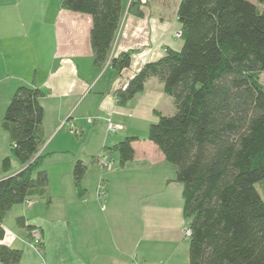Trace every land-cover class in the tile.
<instances>
[{
	"label": "crops",
	"instance_id": "obj_1",
	"mask_svg": "<svg viewBox=\"0 0 264 264\" xmlns=\"http://www.w3.org/2000/svg\"><path fill=\"white\" fill-rule=\"evenodd\" d=\"M132 1L122 0L108 59L98 67L89 14L61 8L60 0H0V121L19 85L43 91L39 150L48 184L43 194L33 192L14 205L2 222L0 244L21 250L18 264H38L40 258L46 264H188L182 185L174 165L148 139L149 125L158 120L154 110L171 113L172 100L156 77L125 104L115 95L145 63L182 47L176 35L180 0H138L140 14L129 9ZM123 52H129L130 65L117 71L110 59ZM259 81L264 85V72ZM128 136L135 137L133 157L123 165L114 157L109 169L102 168L96 159L103 148ZM9 145L0 127V178L19 169L11 158L10 169L2 171ZM78 160L86 165L81 195L72 173ZM100 179L106 185L103 206L96 197ZM20 216L39 230L41 255L30 245L31 231L16 224Z\"/></svg>",
	"mask_w": 264,
	"mask_h": 264
},
{
	"label": "trees",
	"instance_id": "obj_2",
	"mask_svg": "<svg viewBox=\"0 0 264 264\" xmlns=\"http://www.w3.org/2000/svg\"><path fill=\"white\" fill-rule=\"evenodd\" d=\"M264 5V0H256ZM60 7L89 14L95 66L108 59L119 26L122 0H60ZM129 9L140 14L139 1ZM177 18L183 41L160 59L145 63L123 89L125 104L156 77L174 110L148 128V139L174 165L182 185V214L187 220L188 264H264V10L249 0H180ZM120 71L130 65L129 52L110 59ZM43 91L19 85L8 102L0 127L8 134L10 155L0 178V240L6 213L48 184L43 155ZM128 136L103 152L123 165L134 150ZM86 165L78 160L73 180L78 193ZM16 224L26 227L23 217ZM42 245V244H41ZM21 250L0 244V264H18Z\"/></svg>",
	"mask_w": 264,
	"mask_h": 264
},
{
	"label": "built area",
	"instance_id": "obj_3",
	"mask_svg": "<svg viewBox=\"0 0 264 264\" xmlns=\"http://www.w3.org/2000/svg\"><path fill=\"white\" fill-rule=\"evenodd\" d=\"M181 31L176 33L178 37H180ZM129 74L131 75V71H128ZM133 77V76H132ZM131 77V78H132ZM129 78V77H128ZM130 79L126 80V84L123 86V88L126 87L128 81ZM90 120V119H88ZM107 131L108 132H113L114 131V126L110 122V120L107 121ZM69 129L71 131H74V126L72 123L69 124ZM97 163L104 169H109L113 163L114 160L112 158H109L104 152H102L100 155L97 156ZM105 194H106V185L103 179H100L97 183L96 186V197L103 206V201L105 199ZM187 233L189 234V231L187 230ZM31 235V240H30V245L41 255L42 249H41V243H42V237L38 229H32L30 232ZM38 264H46L45 260L43 258H40Z\"/></svg>",
	"mask_w": 264,
	"mask_h": 264
},
{
	"label": "rangeland",
	"instance_id": "obj_4",
	"mask_svg": "<svg viewBox=\"0 0 264 264\" xmlns=\"http://www.w3.org/2000/svg\"><path fill=\"white\" fill-rule=\"evenodd\" d=\"M172 112H173V111H172ZM172 112H171V113H172Z\"/></svg>",
	"mask_w": 264,
	"mask_h": 264
}]
</instances>
